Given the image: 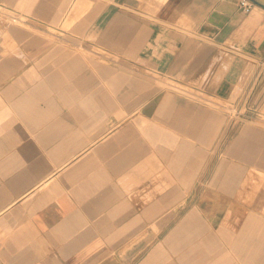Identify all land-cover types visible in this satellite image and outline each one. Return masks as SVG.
<instances>
[{"label":"crops","instance_id":"crops-1","mask_svg":"<svg viewBox=\"0 0 264 264\" xmlns=\"http://www.w3.org/2000/svg\"><path fill=\"white\" fill-rule=\"evenodd\" d=\"M249 1L0 0V264H264Z\"/></svg>","mask_w":264,"mask_h":264},{"label":"rangeland","instance_id":"rangeland-1","mask_svg":"<svg viewBox=\"0 0 264 264\" xmlns=\"http://www.w3.org/2000/svg\"><path fill=\"white\" fill-rule=\"evenodd\" d=\"M159 1H161V0H159ZM207 102H208L207 103L208 107L215 108L219 113H222L224 116H226L227 121L229 123L233 122V124L236 125L241 121L240 116L238 115L239 112H238V109L236 108V105L231 104L230 102L218 103V104H215L214 102L210 103L209 100H207ZM242 121H244V120H242ZM244 122H247V121L245 120ZM248 122L255 123L258 126L264 128V111L262 112L261 116L259 117V119L257 121L250 120Z\"/></svg>","mask_w":264,"mask_h":264},{"label":"built area","instance_id":"built-area-1","mask_svg":"<svg viewBox=\"0 0 264 264\" xmlns=\"http://www.w3.org/2000/svg\"><path fill=\"white\" fill-rule=\"evenodd\" d=\"M238 4H239V7L244 12H250V10L252 9V6H253L252 3L249 0H239ZM6 16H4L2 14V11L0 10V29H1V27L4 26V24L6 22ZM11 17H13V16H11ZM13 19H15V18L13 17Z\"/></svg>","mask_w":264,"mask_h":264},{"label":"bare ground","instance_id":"bare-ground-1","mask_svg":"<svg viewBox=\"0 0 264 264\" xmlns=\"http://www.w3.org/2000/svg\"><path fill=\"white\" fill-rule=\"evenodd\" d=\"M161 1H164V0H161ZM3 7V6H2ZM4 8V7H3ZM4 9H6V8H4ZM4 9H2L1 7H0V10L2 11V14L4 15V16H6V22H5V24H4V26L3 27H1V29H0V31L3 29V28H5V27H7V26H13V25H16L17 24V21H15L14 19H13V17H11V16H15L13 13H11V11H9V10H4ZM10 16V17H9Z\"/></svg>","mask_w":264,"mask_h":264},{"label":"water","instance_id":"water-1","mask_svg":"<svg viewBox=\"0 0 264 264\" xmlns=\"http://www.w3.org/2000/svg\"><path fill=\"white\" fill-rule=\"evenodd\" d=\"M254 1V0H253Z\"/></svg>","mask_w":264,"mask_h":264}]
</instances>
